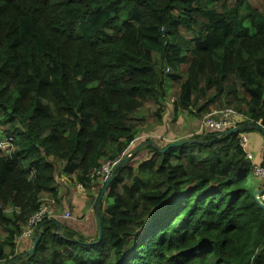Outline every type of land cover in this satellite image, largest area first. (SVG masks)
Here are the masks:
<instances>
[{"label":"trees","instance_id":"obj_1","mask_svg":"<svg viewBox=\"0 0 264 264\" xmlns=\"http://www.w3.org/2000/svg\"><path fill=\"white\" fill-rule=\"evenodd\" d=\"M261 1L0 0V139L14 138L0 150V264L25 252L45 195L62 209L58 177L91 194L101 159L146 140L150 156L121 166L99 203L101 240L46 218L15 264H264V179L240 134L209 130L161 153L142 112L154 102L161 125L172 99L174 119L228 107L245 134L264 127Z\"/></svg>","mask_w":264,"mask_h":264},{"label":"rangeland","instance_id":"obj_2","mask_svg":"<svg viewBox=\"0 0 264 264\" xmlns=\"http://www.w3.org/2000/svg\"><path fill=\"white\" fill-rule=\"evenodd\" d=\"M250 1L252 2L254 8H256V9H258L260 11L263 10V3H262L261 0H250ZM182 71H183V75L186 76V67H183ZM171 100H170V104H171ZM158 108H159V106L156 105L152 101L146 102L145 106L142 108V112L148 114V117H147L148 118V124H146V127L145 126L143 127L144 130L154 126L153 125L152 113L154 111H156ZM181 114H183L182 116H184L183 117L184 120L181 121L180 123L177 122V119L171 118V117H169V116H167L165 114L163 123L160 125V128H157L158 125L156 126L155 130L162 129V131L159 132L160 134L157 133L162 138V139L161 138L157 139V140H159V144L160 145L166 146L167 144L170 143V141H174L176 139L177 140L180 139L179 137L182 136V135H187L188 134V136H186V137H189V136L192 137L193 135L196 134V133H194L195 130H193V129L196 128V130H198V127L200 126V124L202 122V117L201 118L189 117V116H191V113L189 111L181 112ZM199 119H200V122H199ZM171 131H173V132H171ZM251 132H249V133H251V135H249V136H250V138L252 140L251 141V147H252V149L255 152V151L258 150V148L260 146V143H259L260 142V137H259L260 135H259V133L257 131H251ZM141 136H143V137L139 138V140L140 139H144V137H146V135L143 132H142ZM149 136H151V135H149ZM150 138L156 139L153 136H151ZM136 142H138V141L136 140L133 144H136ZM149 154H150L149 151H144L143 153H140L138 158L136 160H133L131 162V164L136 167L137 166V161H141V160L145 159L146 156H150ZM254 154H256V153H254ZM123 158H124V155L117 160V162L119 161L118 164L120 163V161ZM107 161H108L107 158H103V159H101L100 163H101V165H103ZM117 165H115V167ZM257 165H260V164H257ZM115 167H114V169H115ZM109 176L108 177H106V176L105 177H99V182L106 181L109 178ZM62 178H66V177H64V176L61 177V178L58 177V184H59L60 190H63L64 188L69 187V186L71 188L72 187L75 188L76 181L70 180V179H69L70 181H61ZM259 178L264 179V177H259ZM66 180H67V178H66ZM99 182L97 181V184L95 183L94 187H96L99 184ZM100 189H101V186L98 189H95L94 190V194H90L86 190V192L88 193L89 197L86 198V200L84 198L85 201L84 200H77L76 203H75L76 205L73 204L72 207H70V205L67 204V205H69L67 207V210L70 211V213H71V219L70 220L67 221V220H65L63 218V214L65 212L64 210H61V211L59 210L60 212L57 211V217L56 218L58 220L63 221V222L67 221V222L72 223V224L83 223L86 220V216H87L86 212H87V210H89V213H91V215H92V220L91 221L93 222L94 219H95V207H94L95 198L98 195V192H99ZM86 192H83V193H86ZM49 200H50L49 198L48 199H44V203H51V202H49ZM54 207L56 208L55 205H54ZM56 210H57V208H56ZM0 237H4V234L1 233ZM20 246L21 245H19L18 248Z\"/></svg>","mask_w":264,"mask_h":264},{"label":"built area","instance_id":"obj_3","mask_svg":"<svg viewBox=\"0 0 264 264\" xmlns=\"http://www.w3.org/2000/svg\"><path fill=\"white\" fill-rule=\"evenodd\" d=\"M246 119V116L242 113H238L232 108L213 109L210 113L203 115L202 122L197 130L196 134H202L206 131L221 132L227 129H231L239 124H242V120ZM191 137V136H189ZM240 144L246 151V157L255 165V172L259 177H264V165H257L254 162L253 154L248 150L249 138L245 133L240 134ZM14 149V138L9 137L0 139V150L10 153ZM119 162V161H118ZM117 160H108L105 164L97 168L92 176L96 177H108L111 175L115 165L118 164ZM83 185L78 184V188L81 189ZM51 203H44L41 205L39 210L35 212L27 221V224L22 233L23 237H34L36 234L37 226L43 222L46 218H56L57 210L54 207L55 201L50 199ZM65 220L71 219V213L65 210L63 214Z\"/></svg>","mask_w":264,"mask_h":264},{"label":"crops","instance_id":"obj_4","mask_svg":"<svg viewBox=\"0 0 264 264\" xmlns=\"http://www.w3.org/2000/svg\"><path fill=\"white\" fill-rule=\"evenodd\" d=\"M167 106L169 108V111L166 113V115L171 117V118H173L172 106L168 102H167ZM182 115L183 114H181L177 118V122L178 123H180L181 121L184 120V118H183L184 116H182ZM189 117L200 118V117L196 116L195 114H191V116H189ZM199 122H200V119H199ZM157 128H160V125H158ZM155 129H156V126H152L150 128L145 129V133L149 134V135H151V136H153L155 138H158V139L161 138V136L159 135L160 134L159 132H161L162 129H157V130H155ZM198 129H199V127H198ZM193 130H195L194 133L197 132L196 128H194ZM171 132H173V131H171ZM257 132L260 135L259 136L260 137V142H259L260 146H259L258 150L254 152V150L251 147V141L252 140H251V138L249 136V135H251V133H252L251 132V133L247 134L248 138H249V143H250L249 147H248V150L253 154L255 164L264 165V136H263V134L260 131L257 130ZM157 133H159V134H157ZM186 136H188V134L187 135H182L179 138L180 139L186 138ZM254 153H256L257 155L254 154ZM61 181H70V180L68 178H67V180H66V178H62ZM78 184L79 183L76 184L75 188H73V187L71 188L69 186V187L64 188L63 190H60V197L62 198V205H63V207H62V209H60V211L61 210H64V211L67 210V207L69 205H70V207H72L73 204L76 205L75 203H76L77 200H84V198L86 200V198L89 197L88 193L86 192V189L84 187L79 189L78 188ZM100 186H101V188L103 186L101 182H99V184L96 187H93L91 189L92 190L91 194H94V190L98 189ZM83 192H86V193H83ZM44 199H48V195H45ZM67 204H69V205H67ZM86 215H87L86 216V220L83 223H77V224H72V223H69V222L68 223L70 224V226L72 228H74L77 231H80V232L85 233V234L94 235L95 233H97L96 216H95L94 221L92 222L91 221L92 220V215H91V213H89V210H87ZM33 241H34L33 237H23L21 235L20 238L18 239V246L19 245H21V246L19 248L17 247V251L18 252H23V251L29 250L33 246Z\"/></svg>","mask_w":264,"mask_h":264},{"label":"water","instance_id":"obj_5","mask_svg":"<svg viewBox=\"0 0 264 264\" xmlns=\"http://www.w3.org/2000/svg\"><path fill=\"white\" fill-rule=\"evenodd\" d=\"M256 130L260 131L263 136H264V127L261 125H257ZM251 129V126L246 125V124H239L231 129H227L224 131L219 132L218 136H223V135H231V134H235V133H244L247 132ZM201 140L199 139H193L190 137H186V138H182V139H178V140H174L171 141L169 144H167L162 150H160L161 153H165L168 149L172 148V147H178V146H182V145H186V144H196V143H200ZM156 146L155 142L153 140H147L144 141L142 143H140L139 145H137L136 147H134L122 160L121 163H119L115 169L113 170V172L111 173V175L109 176V178L106 181H101L102 183V191L100 194V200L97 204L96 207V212H95V216H96V225H97V235H98V240H101L102 235H103V227H102V213L99 209V203L100 201L103 199L104 195L107 193V190L110 186V184L112 183V181L117 177L118 175V171L120 169L121 166L127 164L128 162H130L132 159H134L144 148H146L147 146ZM264 193V189L262 190H258L256 191V195L259 196L261 194ZM260 207L264 209V205L260 202L259 203ZM51 221L56 222L58 224V227L60 228V223L55 220V219H51ZM41 241V234L37 233L35 235L34 241H33V246L23 252L21 255H19L16 259H14L13 261H11L9 264H15L18 263L19 261H21L22 259L28 257L29 255L33 254L39 243Z\"/></svg>","mask_w":264,"mask_h":264},{"label":"clouds","instance_id":"obj_6","mask_svg":"<svg viewBox=\"0 0 264 264\" xmlns=\"http://www.w3.org/2000/svg\"><path fill=\"white\" fill-rule=\"evenodd\" d=\"M171 101H172V100H171ZM33 238H35V236H34Z\"/></svg>","mask_w":264,"mask_h":264}]
</instances>
